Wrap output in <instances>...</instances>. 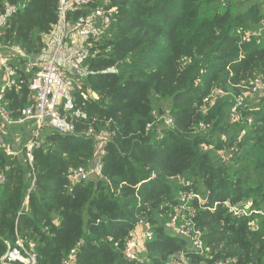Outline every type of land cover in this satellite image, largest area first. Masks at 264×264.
Segmentation results:
<instances>
[{
    "label": "trees",
    "instance_id": "16d2710c",
    "mask_svg": "<svg viewBox=\"0 0 264 264\" xmlns=\"http://www.w3.org/2000/svg\"><path fill=\"white\" fill-rule=\"evenodd\" d=\"M249 1L91 0L68 13L75 23L114 9L107 32L89 40V75L60 108L73 132L47 126L32 166L22 145L11 140V156L0 148V264L19 241L36 244L38 264H63L74 250L75 264H172L179 255L192 264H264V99L249 101L264 92L243 96L264 79V0ZM6 3L17 10L0 25L1 44L41 55L61 23L59 0H0L2 12ZM27 64L13 58L17 86L0 102L15 121L32 104L39 71ZM219 90L227 95L205 102ZM245 148L255 160L234 167ZM99 161L100 175L69 180ZM227 205L246 214L234 217ZM176 215L209 252L172 231ZM139 226L153 237L143 260H131L126 245Z\"/></svg>",
    "mask_w": 264,
    "mask_h": 264
},
{
    "label": "built area",
    "instance_id": "2783aa9c",
    "mask_svg": "<svg viewBox=\"0 0 264 264\" xmlns=\"http://www.w3.org/2000/svg\"><path fill=\"white\" fill-rule=\"evenodd\" d=\"M91 0H59L58 12L61 18L60 26L63 28V32L60 37V42L56 45L55 49L48 53V46L42 50V54H48L47 59L38 62L27 57L24 50L19 46L6 47L0 42V74L3 75V86L0 89V102L4 98L7 90H10L17 86V70L12 66L14 57H22L28 59L27 69L33 70L39 68V71L34 74L30 80L29 88L32 93V104L21 111V117L15 121L11 117V112L7 110L5 106L0 103V118L3 122L2 130L4 131L5 126H11L16 123L29 122L33 125V136L28 145H26L27 160L33 164V151L36 148H40L43 144L41 140L42 131L48 126L57 129L61 133H72L74 126L68 124L66 119L62 117L60 108L62 104L70 100L72 97L73 90L75 89V80L73 76H79L81 79L86 78L90 71L89 68L84 66L86 59L91 56L89 48L91 38L102 37L109 29L114 9L98 8L87 17H81L75 23H70L67 20L69 12L80 10L83 7L89 5ZM7 11L2 12L0 9V25L4 24L9 15L12 14L14 9L17 10L16 6L13 7L8 3L5 4ZM22 6L21 9H24ZM59 27V26H58ZM87 35L88 39L87 51H81L83 53L76 54L74 56H68L66 52L67 40H71L73 43L79 35ZM243 96L246 97L248 94H256L258 92H264V79L257 78L251 82V87L243 88ZM219 92V93H218ZM223 94L222 90L217 91L212 96ZM214 98L206 99L205 102L212 103ZM81 114H76V118H80ZM49 120V122H48ZM165 123L168 126L173 124V118L171 116L165 117ZM204 126V125H203ZM205 127V126H204ZM93 131L90 130L88 135H92ZM108 133L104 132L99 136L100 144L98 146L97 153L99 155L102 152V145L108 138ZM3 148L5 152L11 156L16 155L17 152L13 150L10 143H5L3 136L0 140V148ZM101 162L91 169L86 170L79 168L74 170L69 175V180L72 183L88 180L92 175H100L101 173ZM5 176L0 174V184L5 183ZM194 197L190 194L189 198ZM187 200V196H183V201ZM28 204V202H26ZM229 213L234 217L244 216L245 211L239 210L235 207L228 206ZM189 212H192L188 209ZM185 219L184 216H181ZM170 227H172L177 233L184 237L191 238V243L195 251L199 253L209 252V248H204L201 240L202 233L195 229L194 225L190 221L178 225V215L172 218ZM137 231V230H136ZM132 232L130 238L127 241L125 256L131 260L142 259L139 256L138 244L136 239L137 232ZM146 240L153 237L152 232L147 230ZM145 240V241H146ZM19 249L9 251L3 258L2 263L6 264L11 261H20L24 264H38V256L35 251L36 244L30 242L29 246H25L22 241L18 242ZM145 246V242H144ZM143 246V250L145 247ZM76 251H72L71 256L66 259L63 264H75ZM143 260V259H142ZM216 264H229V261H219Z\"/></svg>",
    "mask_w": 264,
    "mask_h": 264
},
{
    "label": "rangeland",
    "instance_id": "374dc122",
    "mask_svg": "<svg viewBox=\"0 0 264 264\" xmlns=\"http://www.w3.org/2000/svg\"><path fill=\"white\" fill-rule=\"evenodd\" d=\"M261 0H250L249 2H247L246 4V7L249 6L251 3H257V2H260ZM61 30V33L63 32V28L62 27H58L56 29V31L47 38L46 40V43H47V46H48V49L50 50L51 52V49L54 50L56 45L60 42V37H61V33L59 34ZM88 39V36L87 35H79L75 42L73 43L71 40H67L68 42L66 43V52H67V55L68 56H74L76 54H79V53H83L81 51H84L86 52L88 49V45H87V41ZM74 77V80H75V84L77 86H79L82 82L83 79H81V77L79 76H73ZM248 88L247 86L245 87V91H247ZM219 93V92H218ZM214 97L213 101H212V104L215 103L216 99L218 96H225L227 94L223 93V94H218ZM247 97H251V94H248L246 96V99H248ZM251 100V103L253 105H258L260 104L261 100L264 99V97L260 96V97H252L250 98ZM243 100V99H241ZM234 113V112H233ZM2 126V121L0 119V127ZM5 129V128H4ZM28 129V128H27ZM8 131V130H7ZM10 135V134H9ZM12 137V136H11ZM42 138V136H41ZM12 140V139H11ZM9 143H10V140H8ZM31 140L28 141L27 145L29 144ZM247 148V147H246ZM246 148L242 151L239 152V156L237 157V160H239L238 162H233V166L234 167H237L239 166L240 164H245V163H249L251 161H254L255 160V155H256V152L253 151V150H250L248 151V153H246ZM222 159H224V155L222 156ZM229 164V162H227ZM232 165V164H231ZM94 168V167H93ZM188 211V208L186 207H183L180 209V212H183V211ZM172 229L173 232H175L176 234L182 236L181 234L177 233L172 227H170ZM138 234H136V239H137V244H138V251H139V256L140 257H143L144 255V250H143V246H144V242L146 240V234H147V227L146 226H139L137 231H136ZM184 237V236H182ZM186 239H188L190 242H191V238L189 237H184ZM178 260L177 261H172V264H192L190 262V260H188L187 258L184 257V255H179L178 256Z\"/></svg>",
    "mask_w": 264,
    "mask_h": 264
},
{
    "label": "crops",
    "instance_id": "0c3cea01",
    "mask_svg": "<svg viewBox=\"0 0 264 264\" xmlns=\"http://www.w3.org/2000/svg\"><path fill=\"white\" fill-rule=\"evenodd\" d=\"M60 26H63V25L60 23L59 27ZM60 33H61V30H60L59 34ZM51 51H53V50L51 49ZM48 53H50L49 49H48ZM47 56H48V54H41V55L32 57L31 59L37 60L38 62H41L42 60L47 59L46 58ZM2 86H3V75L0 74V89ZM2 127H3V122H2V126L0 127V140H1V137L4 135V136H6V138L8 140L11 141V139H12V141L17 143V144H14L15 146L20 144V146L22 145L23 148H26L28 141L32 139L33 134L31 132H33L34 128H33V125L29 122L16 123V124L11 125V126H5L4 131L2 130ZM20 149H22V147Z\"/></svg>",
    "mask_w": 264,
    "mask_h": 264
},
{
    "label": "water",
    "instance_id": "95a60500",
    "mask_svg": "<svg viewBox=\"0 0 264 264\" xmlns=\"http://www.w3.org/2000/svg\"><path fill=\"white\" fill-rule=\"evenodd\" d=\"M48 122H49V120H48Z\"/></svg>",
    "mask_w": 264,
    "mask_h": 264
}]
</instances>
